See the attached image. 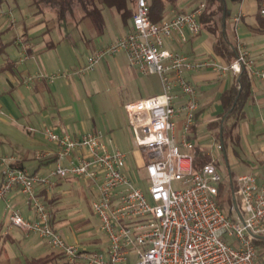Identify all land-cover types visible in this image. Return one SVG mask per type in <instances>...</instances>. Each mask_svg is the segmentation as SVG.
Returning <instances> with one entry per match:
<instances>
[{
    "label": "built area",
    "instance_id": "built-area-1",
    "mask_svg": "<svg viewBox=\"0 0 264 264\" xmlns=\"http://www.w3.org/2000/svg\"><path fill=\"white\" fill-rule=\"evenodd\" d=\"M134 1L131 30L97 48L79 73L93 71L104 58L125 52L130 66L141 75L159 77L160 94L125 106L134 144L146 156L143 169L147 191L129 172L126 154L111 148L112 140L101 132H85L74 138L45 127L46 139L57 148L56 166L49 175L28 173L13 156L0 159V200L6 202L9 222L61 251L69 264H264L254 244L264 237V187L255 174L238 176L231 183L241 216L235 207L233 217L220 207L218 186L224 178L216 157L195 165V143L189 136L200 117V104L198 90L187 77L202 70L220 77H238L245 71L250 82L254 78L264 81V70L239 41L237 56L230 62L216 54L195 59L167 47L168 41L184 43L202 33L200 17L205 3L154 23L149 0ZM260 13L264 15V2ZM240 20L241 15L235 17V28ZM58 76L68 75H38L50 82ZM216 145L223 151L220 137ZM54 178H78L97 187L93 209L106 236L104 249L87 251L68 244L52 225V215L37 188H53ZM15 190L25 196L34 212L32 218H25L10 203Z\"/></svg>",
    "mask_w": 264,
    "mask_h": 264
},
{
    "label": "crops",
    "instance_id": "crops-1",
    "mask_svg": "<svg viewBox=\"0 0 264 264\" xmlns=\"http://www.w3.org/2000/svg\"><path fill=\"white\" fill-rule=\"evenodd\" d=\"M31 1L34 2V0ZM263 2L264 0L237 1L240 5L239 10L241 14L240 26H237V29L235 28L232 14L229 12L228 17L224 21L223 31L220 32V35L212 36L206 32H202L197 37H190L187 42L181 43L177 40L172 42L168 41L166 45L172 51H178L195 59H202L216 54V46L223 35L224 39H227L232 44L233 48H235V56H237V42L244 43L251 57L257 62L258 66L264 70V37H262V33L256 31L258 21L256 19L252 21L249 18L252 16L254 17V15L257 16V12L260 11ZM175 3V6L169 5L167 7L165 19L172 18L177 13L190 12L201 3H205V0H175ZM99 6L103 8L102 23H99L93 17L84 18L80 6H76L74 16L68 17L69 20L72 19L77 24V27L80 28L81 33L80 39L78 40L82 41L86 46L88 57L97 48L110 44L126 35L133 26L132 18L123 19L122 15L115 8H110L105 5L102 6V4ZM127 7L134 9L135 1L128 0ZM53 13L56 15V12ZM112 23L114 24L115 32H110L109 27ZM12 24H14V22H12ZM57 28H59L58 31ZM64 28L66 27H63L62 24L54 20L53 24L47 22L45 25H39L37 26V30L34 31V34L26 32L27 34H24V36H22L23 38L14 42L17 46L18 55L15 58L16 60H11L13 63V70L7 71V73H9L12 78V80H8L11 86L10 93H15L19 101L13 103L7 100L3 95L0 96V111L4 113H0V121H4L6 117L12 121H22V126L30 138L29 142L31 145L26 151L22 154H12L11 156L16 157L18 165L22 166L25 170L27 161H38V165L33 168V173H38L43 176L49 175L55 168L57 153L56 146L50 143L44 135L45 127H52L58 134L69 135L74 138L81 137L85 132L95 131L91 130L87 122L83 120L81 111H84V109H82L80 102L76 101V99H66V95H70V92H72L74 87L78 84L77 79L74 77L76 75L58 76L53 82L38 77L39 73L53 75L64 73V71L68 69L69 62L67 60L71 59L75 51L74 47L76 42H73V40L70 42L72 39L71 35L68 33V29ZM105 34H110V36H106ZM93 40L96 41L93 42ZM118 55L122 56V58L116 59L115 62L117 66L120 69L124 68L129 70L130 77L134 81H136L138 77L141 80L142 97L128 103L137 102L162 92L161 81L157 75H141L135 68L130 66L128 55L125 52H121ZM86 62L87 59L81 60V63H83L81 68ZM124 62H126V64H124ZM187 77L198 90L200 104V117L193 128V132L189 136L191 138L190 140L195 143L194 139H198L200 135L199 130L207 128L215 133L214 137L216 143L217 138L220 137V132L212 129L210 124L220 119V116L224 112L221 96L226 90L232 87L238 77L233 74L220 77L211 70L191 72ZM250 83L251 95L244 107L245 117L233 130L232 138L228 140V145L222 152L224 153L227 164L230 155L234 158L237 155L239 156L237 151L231 147V143L238 142L236 131L240 126L243 127V136L249 145L250 152H248L249 157L241 161L245 167L243 172L237 174L236 177L253 173L257 176L258 184L264 187V81L254 78ZM30 128L34 130L30 131ZM105 139L108 138L105 137ZM133 145L138 152V168L143 169L145 157L135 146L134 138ZM198 146L209 156H212L211 152L202 147V144L199 143ZM111 148L116 147L114 144H111ZM227 149L229 150V154ZM40 153L47 155L39 159L37 155ZM127 166L129 172L133 174L128 161ZM230 178L232 182L234 178L231 173ZM70 180V178L66 180L54 178L53 182L55 186L53 188L49 190L42 186L37 188L39 196L45 200L48 210L55 218L56 227L60 231L68 227L66 219L63 218L67 206L61 205V201L55 194V188L68 184ZM1 183L2 176L0 172V186ZM95 190L97 195V187H95ZM10 203L14 208L19 209L25 218L33 217L34 212L25 196L20 191L15 190L11 193ZM7 212L6 202L0 200V259L3 258L5 260V258H8V253H10L12 259H15L16 250L20 251V249H22L26 252V257H30V259L25 258V264H27L28 261L33 258L45 257L52 253H50V251L51 249L53 250V248L38 235L26 233L12 226L8 218L9 213L7 215ZM5 218H7V222L4 226ZM83 239L84 238H79L78 242H72L69 238L67 243L78 245L83 250L91 251L88 245L93 242H91L89 237L86 238L89 240L86 243L83 242ZM80 240H82V243ZM106 246L107 242L105 241L104 244L102 243L100 247L94 250H101ZM262 260H264L263 257Z\"/></svg>",
    "mask_w": 264,
    "mask_h": 264
},
{
    "label": "rangeland",
    "instance_id": "rangeland-1",
    "mask_svg": "<svg viewBox=\"0 0 264 264\" xmlns=\"http://www.w3.org/2000/svg\"><path fill=\"white\" fill-rule=\"evenodd\" d=\"M49 7L41 5L39 6L41 10L38 11L39 8L31 0H4L0 3L1 39L6 44L4 52L0 53V65H3L7 60H16L18 50L14 42L23 38L22 36L27 34L26 32L34 34L37 26L45 25L47 22L53 24L54 20L59 23L57 13L55 15L53 13L55 12L54 9ZM239 7L240 5L233 0L226 1V8L232 14L233 20L236 16L241 15ZM37 11L38 13L36 14ZM257 13L259 15V11ZM255 16L249 17L250 20H257L258 16ZM259 16L264 18V15ZM59 24L66 27L64 29H68V33H70L72 38L70 42L72 40L76 42V44L74 43L75 51L71 59L67 60L69 67L64 73L69 76L76 75L74 77L77 79L78 84L70 92V95H66V99H76V101H79L82 109H84V111H81L83 120L87 122L89 128L101 132L104 137L113 141L116 148L127 154V161L131 166V170L138 181H140L138 186L143 187L147 191V184L144 181L145 171L144 169H139L137 165L138 152L133 145L134 137L125 109L126 103L136 101L143 95L140 78L137 76V80L134 81L130 77L129 70L120 69L117 66L116 59L122 58L119 55V57L117 55L107 57L93 72L79 73L83 64L81 60H86L88 57L86 46L82 41L78 40L80 39L81 30L72 19H67V22L64 21ZM237 26H240V23ZM109 29L110 32H115L113 23ZM105 35L110 36V34ZM262 37H264V34ZM95 41L93 40V42ZM8 80H12L9 73H0V96L3 95L7 100L16 103L19 101V98L15 93H10L11 86ZM16 106L18 107L17 104ZM4 119V121H0V141L2 143L0 144V159L10 157L12 154H22L31 145L29 135L22 126V121H12L7 117ZM199 134V138L194 139L195 143L198 145L199 143L202 144L205 150L211 152L212 156L216 157L218 170L225 180L230 179L231 173L235 181L236 175L243 172L245 168L241 162L242 159L244 160L249 157L248 152H250L249 145L243 136V127L237 128L236 135L238 142L231 143V147L237 151L239 156L237 155L234 158L230 155L228 157V164L224 153L218 151L216 148L215 133L205 128L200 129ZM227 151L229 154L228 149ZM37 165L38 161L36 160L27 161V172L33 173V168ZM70 179L68 184L55 188V194L61 201V205L67 206L63 218L66 219L68 227L61 229V231L58 229V231L66 241L70 238L72 242H78L79 238H84L83 242L86 243L89 241L86 238L89 237L93 243L89 244L88 248L91 251H96L94 249L100 247L107 240L104 233L100 231V220L93 209V202L97 196L95 185L92 182L82 181L78 178ZM173 187L177 188L178 184L174 183ZM6 222L7 218L4 219V226ZM80 241L82 243V240ZM16 251V258L18 259H12L10 253L7 252L9 254L8 258H5V260L3 258L0 259V264H25V258L30 259V257H26L27 254L22 249ZM51 252L59 251L51 249ZM260 255L264 258V249L260 250ZM60 262H65V260H61Z\"/></svg>",
    "mask_w": 264,
    "mask_h": 264
},
{
    "label": "trees",
    "instance_id": "trees-1",
    "mask_svg": "<svg viewBox=\"0 0 264 264\" xmlns=\"http://www.w3.org/2000/svg\"><path fill=\"white\" fill-rule=\"evenodd\" d=\"M3 1L4 0H0V3H2ZM127 1L128 0H34L33 4L36 5L38 8L41 5H44L45 7L50 6L51 8H53L57 13L59 23L67 21L68 17L70 16H74L76 6H80L84 14V18L93 17L99 23H102L103 8L99 6L100 4H102V6L105 5L110 8H115L125 20L128 18H132L135 14V7L134 9L128 8ZM226 1L227 0H205V7L200 17L202 32H206L212 36L220 35V32L223 31L224 21L228 17V13H229L226 8ZM233 1L237 2L239 0H233ZM175 4H176L175 0H149V5H150L149 14L152 22L160 23L163 20H165V12L167 7L169 5L175 6ZM40 10L41 9L39 8L38 11ZM259 15H262L260 11H259ZM259 15H257L258 27L256 31L264 34V19ZM1 34L2 33L0 32V53H3L6 44L2 41ZM216 56L219 57L224 62H230L236 58L235 48H233L232 44L227 39H224L223 35L221 36V40L216 46ZM11 70H13V63L9 60H7L3 65H0V73H5ZM250 95H251V83L247 73L243 71L238 76L232 87L226 90L221 96V102L224 107V112L222 113L218 121H215L210 124V127L220 132V127L221 125H223V135H222V144L224 146L223 150H225V148L227 147L228 140L232 138L233 130L237 127L238 123L245 117L244 107ZM236 99L237 102L235 104ZM225 115L227 116L225 120L222 122V119ZM189 139L191 138L189 137ZM194 157H195L196 167H199L200 165L206 164L211 161V156H209L205 151L200 149L199 146L196 144L194 148ZM218 187H219V193L217 195L218 204L229 217H233V213L231 211L232 208L235 207L234 199L236 200V197L233 193L231 178L230 180L223 179V182H221ZM51 215H52L51 223L56 228L55 218L52 213ZM254 244L260 253V250L264 248V237L257 238L254 241ZM260 257L262 260L261 255ZM61 260H65V262H60ZM27 264H69V263L66 261L64 254L61 251H59V252H52L51 254L45 257L33 258L32 260L28 261Z\"/></svg>",
    "mask_w": 264,
    "mask_h": 264
},
{
    "label": "water",
    "instance_id": "water-1",
    "mask_svg": "<svg viewBox=\"0 0 264 264\" xmlns=\"http://www.w3.org/2000/svg\"><path fill=\"white\" fill-rule=\"evenodd\" d=\"M238 98V97H237ZM236 102H237V99H236V101H235V104H236ZM228 115V114H227ZM227 115H225L224 117H223V119H222V122L225 120V118H226V116ZM222 135H223V125H221V127H220V139H221V141H222ZM234 202H235V210L237 211V213L239 214V216H241L240 215V212H239V209H238V207H237V203H236V200L234 199ZM232 213H233V210L231 211Z\"/></svg>",
    "mask_w": 264,
    "mask_h": 264
}]
</instances>
